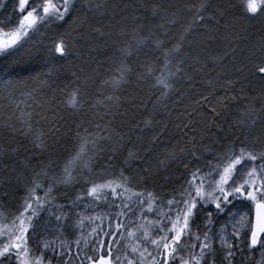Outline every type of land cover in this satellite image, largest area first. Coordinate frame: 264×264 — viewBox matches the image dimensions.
Instances as JSON below:
<instances>
[{
  "label": "snow or ice",
  "instance_id": "1",
  "mask_svg": "<svg viewBox=\"0 0 264 264\" xmlns=\"http://www.w3.org/2000/svg\"><path fill=\"white\" fill-rule=\"evenodd\" d=\"M32 3L33 0H18L14 4L16 9L23 12L19 15L16 27L10 28L9 20H0V59L4 61L0 64V83L4 86L25 85L29 81L46 85L49 76L57 70L55 61L62 59L69 51V35L53 32L50 37L40 33L39 41L33 42L24 55H17V50L42 24L47 22L56 25L57 21L62 24L76 7L74 0H42L36 2L34 7ZM4 6L7 7L6 4ZM151 7L154 12L164 14L163 23L174 24L177 21V13H168L159 3H153ZM241 7L246 15H260L264 13V0H241ZM187 8L195 11L188 22L182 25L171 47H164V41L160 39L152 42V51H159L163 57V62L158 65L159 71L155 60L139 65L142 70L137 73V78H151V86L162 89L161 97L174 88V78L183 70V61L178 57L194 25L204 19L202 13L206 9V0H201L199 4L189 3ZM103 10L104 5L98 0H87L86 15L74 17L72 23L75 25L78 19L80 24L77 26L84 27L89 15L99 14ZM91 31L105 35L104 26L100 24ZM148 39L133 30L127 43L114 47L109 56L112 58L110 63L116 65V74L107 75L100 81L101 85H110L113 91L118 89L135 68L128 62L133 54L140 57L143 53L147 59L145 49ZM114 43L119 44V41ZM24 56L42 61L48 67L35 73L28 71L25 74L24 69L18 71L16 66L24 62ZM259 64L258 72L264 76V50L260 52ZM252 66L255 70L256 64ZM41 75L45 76L44 80L39 79ZM88 79L84 77L85 82ZM233 83L235 81L229 80L221 85L226 95L218 96L214 103L208 102L209 93L200 97L201 101L208 104L212 116L218 117L217 106L226 109L230 100L238 98L229 90ZM84 94L77 83L65 98V103L74 109L79 108L84 102ZM104 99L99 98L97 103H103ZM106 99L119 101L120 98L110 94ZM135 108L136 105H133ZM261 109H264V104ZM255 111L254 106L242 110L244 118L239 123L251 126L255 122ZM32 115L29 108L27 113L19 114V119L22 121V135L31 134L33 152L42 155L47 150L52 155L58 149L63 151L57 136L64 127L62 118L55 112L46 111L48 127L45 132L39 130V121L43 118L37 114L38 130L33 133ZM183 115L188 116V113ZM155 116V111L149 110L141 120L132 123L133 116L129 120L131 126L127 127V138L123 131L118 130V126L113 127L111 120L104 122L102 127L100 124L92 125L91 132L86 123L83 129L77 123V131L73 136L77 143L73 145V150L62 162L59 156L48 159L43 167L32 174L31 182L24 185L18 211L13 214L0 207V264H52L53 259L63 260L64 264H246L257 248L260 259L256 264H264V145L240 141L237 147L234 141L214 158L215 162L204 160L205 154H210L207 147L200 150L193 143L183 145L178 141H170L167 137L174 130L169 128L167 121L158 124ZM5 124L14 132L20 130L13 124ZM207 124L212 126L213 120L208 118ZM215 127L220 129L221 126L216 124ZM177 129L186 140L194 139V136L188 135L193 131L189 124H184L182 128L177 125ZM137 130L152 134L147 141H142L139 148L128 145L123 162L131 165L155 153V163L146 162L148 168L158 166L167 170L174 163L184 179L170 192L157 195L140 184H133L124 167L119 171L109 170L111 165L96 168L99 156L105 154L104 149L99 147L102 142L111 143L108 151L112 155L108 159L113 160L122 152L126 139L132 140L131 134ZM136 138L142 140L139 134ZM11 151L19 155L16 149ZM31 159L32 154L28 159L19 156L26 167ZM53 168H58V175L49 174ZM20 175L17 173V180ZM147 179L145 177V183ZM77 183L86 185V191L81 190L72 200L58 204L54 195L56 185L74 187ZM164 196H167L166 200ZM81 201L90 203H85L84 209H81L78 207ZM236 201H240L244 211L236 208ZM101 204L106 207H100ZM89 207L95 211L85 215ZM74 216L78 218L73 220ZM221 216L226 219L224 223L218 224ZM52 217H55V223ZM88 224L91 226L87 227L85 234L83 229ZM77 228L81 231L76 232L75 253L67 240H60L57 245L58 237L66 231L71 234ZM51 232L56 235H50ZM104 250L107 254H104ZM245 251L247 256H244Z\"/></svg>",
  "mask_w": 264,
  "mask_h": 264
},
{
  "label": "bare ground",
  "instance_id": "2",
  "mask_svg": "<svg viewBox=\"0 0 264 264\" xmlns=\"http://www.w3.org/2000/svg\"><path fill=\"white\" fill-rule=\"evenodd\" d=\"M102 3H109L108 9L109 14L107 15V12L103 13L107 16H94V14L89 15V19L87 23H90V26H94L97 24H105L109 20L112 22L118 21V16L116 13L119 14V16L123 15L124 24H129L133 26L128 32L132 33L133 30L136 29V25L139 21V23H144L146 26H148L149 23L155 22L154 20H161V16L157 14H151L152 7L151 5L153 3H159L162 4L165 8L168 10L173 9L174 2L173 0H145L146 4L148 5L146 9H143L139 4L138 6H135L134 4H127V0H101ZM209 0H206V3H208ZM83 2H87L86 0H81L80 5L75 8V10L71 14V19L74 17H80L85 16V5ZM201 0H187V3L191 4H199ZM236 5V9L233 11L234 15L233 17L227 18L226 15H221L220 17H216L215 14H217V10L215 9V4H208L206 5L205 13H208L207 16L203 19V28L196 29L195 33L198 34L201 38L205 35L212 36V41L215 46L211 45H204V48H209L212 50V53H204L203 56L207 57L213 54V57H216L215 62H219L218 69H223L221 72H219L217 75L219 77V86L223 85L226 81L232 80L235 81L232 85L229 86L230 91H234L235 96L238 98L235 100H230L228 102V107L226 109H223L221 106V109L225 111V114L227 113L229 115L226 119L234 118L235 124L234 125H241L239 121L244 118V113L242 110L250 109L249 106H251V103H256L257 100H264V76H261L258 72V68L260 66L259 59H260V52L264 50V18H250L246 16L242 9L241 4L237 3V0L234 1ZM211 13V15H209ZM214 14V15H213ZM167 18V17H166ZM229 19V20H228ZM73 21V20H71ZM71 21L69 19L66 20L63 25L66 27L67 25H70ZM78 21V19H77ZM92 21V22H91ZM120 22V21H118ZM73 24V23H72ZM77 24V23H76ZM165 27H168V24L163 23ZM78 25V24H77ZM72 26V25H71ZM87 26V25H86ZM128 26V25H127ZM63 27V28H64ZM57 28V27H56ZM59 27L57 29L51 30L50 35L53 34V32H56L59 34L60 32H64L65 34L69 35L70 38V46H69V53L70 55L61 63H55L57 65V70L54 74H51L49 76V82L46 85L37 84L36 82L29 81L25 85H19L24 86L25 91L27 93H30L28 95H25V99L27 100L28 104L32 105L33 111L35 116L39 114L43 119L39 121V130H45L43 127H47L48 124L46 123L47 116L46 113L40 112L35 110L37 107H42V104L44 105V109L48 112H55L58 117H61L62 119H70L74 123L77 121L78 117L82 119L83 121V127L85 123L88 125V131H93L92 125L99 124L101 122V119L106 118L107 120H111L112 124H115L116 126H119L123 128L124 130H127V127H130L129 120L134 116V119H131L132 123H135L136 121L141 120V114H139L140 110L144 106L145 102L142 103V99L137 101L135 99H123L120 97L119 101L115 100H108L106 99L109 95L107 94L106 88L102 91V94L99 95L95 91L96 85L100 80H102L103 74L104 79L107 75H109V71L107 69L105 70V67H103L104 62L106 58L109 55V51L114 47L111 46L112 37L103 35L101 36L98 33L91 32L92 39H90L88 42H90L88 45H85V40L89 37V35L86 36V34L81 33L80 35L77 34V30L68 29ZM49 31V30H48ZM145 35L149 37V43L153 44V39L150 37V33L148 32L149 29L146 28ZM197 31V32H196ZM115 35H118V38L121 40H127L128 35L126 33L122 32H116ZM86 36V37H84ZM175 36V37H174ZM173 35L169 36V40H167V44L172 45L173 42H175V39L178 37L177 33H174ZM72 37H75V40H72ZM223 39L227 45L231 48L234 46H238V52L236 54H221L217 55V51L221 50L219 47L220 41L219 39ZM148 43V41H147ZM147 51V58L151 55V57H157V58H163L162 55L159 54V51H152V47H149ZM97 44V45H96ZM98 44H101L103 46H99ZM106 44L109 45V47H106ZM107 45V46H108ZM217 45V46H216ZM90 46V47H89ZM89 47V48H88ZM83 48V49H82ZM84 51L83 55L81 52ZM200 50V49H196ZM86 54V55H85ZM141 57L145 59L144 54H141ZM244 57V58H243ZM84 58V59H83ZM110 58V56H109ZM24 59H28L27 56H24ZM30 60V59H28ZM244 60L247 62L248 65L251 66V70H246L244 65ZM203 65L201 66L202 69H204L205 65H211V61H208L207 63L202 62ZM253 63L256 64L255 70L253 69ZM190 65L191 69L193 68V65L188 63ZM19 65V64H18ZM17 65V66H18ZM243 66V67H242ZM29 68L25 67L24 70L25 74L28 71H31L32 73L35 72H42L44 69L48 67L46 63H43L42 61H36L32 60L29 63ZM197 73L200 74L201 71L197 68ZM196 72V71H195ZM84 77H88L89 79L87 82H85ZM137 79L135 73H131L127 80L122 82L126 87H129L131 84V81L133 79ZM40 80H44L45 76L41 75L39 77ZM103 79V80H104ZM185 80H182L181 82H184ZM79 83L82 87V90L85 92L83 99V104L79 108H72L70 105H67L65 103V98L69 95L72 88L75 87ZM1 85L4 86L2 83H0V140L2 141L1 146H5L8 142L15 141L13 138V135L11 133L10 128L4 124V122H7V124H13V126L19 127L20 121L17 120V116H19L20 112L11 110L9 108V103H4V97L1 95ZM135 83L131 85V88L134 87ZM107 86V85H105ZM43 87V89H42ZM57 87H59V91L56 93L54 91L50 92L48 90H54ZM125 87V88H126ZM130 88V89H131ZM222 88V89H221ZM219 88L217 91L213 92V95H221L225 93V90L223 87ZM123 89V87H122ZM134 89V88H133ZM132 89V90H133ZM250 89V91H246ZM62 90V91H61ZM54 92V93H53ZM241 92L243 94H241ZM90 93H92L90 97ZM174 93V92H173ZM254 93L253 95H251ZM180 94H182V88L177 89V91L174 93L173 96L170 97L169 103L165 104H159L158 102H154L151 100H148L144 106L149 110H154L156 113V110L158 109V114H162V123L164 124L165 121L168 122V126L170 129H173L174 134L169 133L168 139L170 141H178L179 143L182 142H189L193 143L196 146L198 143L195 141H188L184 137L180 135L179 130L174 127V124L178 123V116L177 109L179 110L180 101L187 100L189 98H180ZM189 94V91H188ZM19 96V95H18ZM10 98H13V103H15L16 94L12 93V96ZM99 98H105L103 103H97V100ZM177 98H180L178 102L175 103L174 101L177 100ZM198 98V96L196 97ZM210 99V98H209ZM208 99V100H209ZM91 100V101H90ZM108 102V104H107ZM199 107H201V101L198 99ZM133 105H136V108L129 112L130 108L133 109ZM108 108V112L104 113L103 108ZM177 107V108H176ZM206 110H209L210 108H205ZM102 110V111H101ZM120 110H122L120 112ZM101 111V112H100ZM113 112V113H112ZM110 114V115H109ZM256 111L254 112L255 117ZM5 117V119H4ZM219 118V117H218ZM7 120V121H6ZM69 120V121H70ZM78 122V121H77ZM76 122V124H77ZM126 122V124H124ZM161 122V121H160ZM195 123V122H194ZM193 123V124H194ZM198 126V122H196ZM227 123V122H226ZM185 124H189V127L192 129V122H186ZM246 125V129H244V133H249L251 130L250 128L253 127V124L251 126ZM130 125V126H128ZM43 126V127H42ZM215 124H212L211 127H214ZM210 127V128H211ZM34 128L37 129V119L35 120ZM182 128V127H181ZM5 133V135H4ZM21 132L18 135V138H22ZM137 133L145 138L149 137L150 132H140V130L137 131ZM193 131H190L188 133L189 136H193ZM72 136V134H71ZM69 144L74 145V141L70 140ZM130 145V144H129ZM170 146V145H169ZM128 148V147H127ZM19 155H16L12 153V151H9L8 154L4 155V158H13L16 160L17 164L20 165L22 162L19 160V156H22L20 152H17ZM10 162V159L7 161ZM146 158L144 157L143 160L136 161L132 166V172L134 174V178H138L139 181H141L146 187H149L150 189L160 191L163 190L166 185L162 184V182H158L154 180L151 182L150 179L155 177L161 176L160 169L156 168H148L146 166ZM146 166V169L144 168ZM168 173L162 176L160 179H165L166 177H170L175 181V183H178V180L174 178L175 175H179L181 171L177 172L176 166L170 165L168 167ZM150 174V175H149ZM172 176V177H171ZM145 177H148L147 182L145 183Z\"/></svg>",
  "mask_w": 264,
  "mask_h": 264
},
{
  "label": "trees",
  "instance_id": "3",
  "mask_svg": "<svg viewBox=\"0 0 264 264\" xmlns=\"http://www.w3.org/2000/svg\"><path fill=\"white\" fill-rule=\"evenodd\" d=\"M87 1V0H86ZM129 2H127V4H134L135 6H138L137 4L140 5L141 3V7L143 9L147 8V4H143L142 1L143 0H136V3H134L135 0H127ZM235 1V0H233ZM98 2L102 3L101 0H98ZM140 2V3H139ZM240 0H237V3L240 4ZM84 5H86L87 2H83ZM219 3V4H218ZM104 5V10L103 11H99V13H105L107 12V14H109V9H108V4L109 3H102ZM208 4H215V9L217 10V14H215L216 17H220L222 14L226 15L227 18L233 17L234 15V7H233V2H230L228 0H209L208 3H206V5ZM161 8H164L168 13H172L175 12L177 13V21L174 24H168V27H165L163 24V21H159L158 20H154L155 22L149 23L148 26H146L144 23H137L136 25V29L135 32L138 33L140 36H146L145 35V30L146 28L149 29V33H150V37H152L153 40L155 39H160L164 41V47H170L169 44H167V40H169V36L173 35L174 33H177V35H179L180 31L182 30V25L186 24L188 22V20L190 19V17L192 16V13H189L188 15L185 16H181L179 15V12L182 11L181 8H178L177 6H174L173 9H167L164 6H162V4H159ZM226 5H230V9L229 11L226 8ZM233 7V10H231ZM242 9V7H241ZM194 11V9L192 10ZM205 11H207L205 9ZM205 11L202 13V16L205 18L207 16L208 13H205ZM243 11V10H242ZM99 14V15H100ZM151 14H157L160 15L161 17L164 15L161 12H154L153 10L151 11ZM116 15L118 16V21L112 22V21H108L105 24H102L104 26V33L106 36H111L112 37V41H111V46H114L116 48H118L120 46V44H124L128 42L129 37H131L133 35L132 33H129L128 31L133 28V26L129 25V24H124V19H123V15L119 16L118 13H116ZM214 15V14H213ZM246 15V14H245ZM250 18H259L262 17V14L260 15H255V16H249L246 15ZM263 18V17H262ZM166 19V17H165ZM67 20V19H66ZM162 20V18H161ZM66 22V21H65ZM92 22V21H91ZM76 23L79 25L80 21L76 20ZM203 20L199 23H197L196 25H194L191 35L188 37V41L185 42V46H184V50L181 52L180 57H178L179 59H182L183 61V70L180 74H178L175 78H174V88L171 89L169 91V93L164 96L161 97V91L162 89H156L153 88L151 85L153 83V80L151 78L147 79V80H140V79H133L131 81V84L129 85V87H126L123 83L120 84L119 88L116 89L115 91L112 90L110 85H103L106 88L107 94L106 95H114L116 97H122V100L128 99H135L137 101L142 99V103H144L145 101L147 102L148 100L154 101V102H158L159 104H165L166 102L169 103L170 97L174 95V93L177 91V89L182 88V94H180V98H189L186 101L182 100L180 101V106H179V110L177 109V116H178V123L174 124L175 129L177 128V125H180V127H183V125L186 122H192L193 126H192V130H193V136L194 139L192 141H195V143L197 142L198 145L196 146L197 149L203 150L204 147H207L210 150V154H205L204 156V160H213L214 158L221 152L224 151L225 147H230L232 145V143L234 141H236V146L239 147V142L243 141L244 143L247 144H251L252 141H258V142H264V135H260L257 132H254L252 128H250V132L249 133H244V129H246V125L242 124L241 125H234L235 124V119L234 118H229L231 120L226 119L225 122V118H228L229 115L226 113L225 111H223V109H221L220 106H217V112H218V117L217 116H212L211 114V110H206L205 108L208 107V104L205 102H202L201 107H199V102L198 99H200V97L204 96L206 93H209L210 95H208L207 100L209 103H214L216 101V98L218 97L217 95H213V92L217 91L219 88H221L219 86V77H218V73L221 72L223 69H218L219 66V62H215L216 57H213V54H211L210 56L204 57L203 54L204 53H212V50H210L209 48H204V45H211V46H215L213 43H211L212 41H217V40H213L212 36L210 35H205L202 36L201 38L199 37V35L193 34L195 33V30L200 29L203 26ZM77 24H73L72 26H70L73 30H77V34H81L84 33L87 35H89V37L85 40V45H88L90 42H88L90 39H92V35H91V29L95 28L97 25L94 26H90V23H86V25L84 27H78ZM128 25V26H127ZM66 27H69V25H67ZM134 29V28H133ZM116 32H122V33H126L129 37L127 40H121L120 38H118V35H115L114 33ZM197 32V31H196ZM84 36V37H86ZM49 37V36H48ZM92 37V38H91ZM175 37V36H174ZM41 39L40 35H32L30 37V39L28 40V43L26 45H24V47L22 49H18L17 50V55H24L25 50H27L29 48V46L36 41H39ZM115 41H119V44H115ZM218 41H220V43L222 42V44H219V48L221 50L217 51V55H227V50L228 48H230L227 43L223 40V39H219ZM149 43V40H148ZM147 43V44H148ZM97 45V44H96ZM99 46H103L101 44H98ZM106 44V47H109V45ZM217 46V45H216ZM90 47V46H89ZM88 47V48H89ZM113 47V48H114ZM149 47H154L153 44H151V42L149 43ZM25 48V49H24ZM112 48V49H113ZM148 48V47H147ZM200 49V50H196V49ZM83 49V48H82ZM112 49L109 51L111 52ZM22 50V51H21ZM85 50H83L81 52V54L83 55ZM145 51H147V49H145ZM70 55L69 51L68 53L62 58L59 59L57 61H55V63H61L64 60H66V58ZM86 55V54H85ZM84 59V58H83ZM111 57L106 58L103 67H105V70L107 69V71H109V74L115 75V63H110L111 61ZM151 60H155L156 64H157V71H159V67L158 65L161 64L163 62V58H155V57H151V55L149 56V58L144 59L143 57H136L133 54V57L130 61H128L130 64L135 65V68L133 69V71L131 73H135L136 77H137V73L140 72L142 69L140 68V64H147L148 61ZM32 60H28V59H24V62L19 64L17 67V70L19 71L20 69H24L25 67L29 68V63ZM208 61H211V65H205L206 66L204 69L201 68V66L203 65L202 62L207 63ZM4 61L2 59H0V64H3ZM192 64L194 69L190 68V65L188 64ZM246 67V66H245ZM199 69L200 74L197 73L196 69ZM27 70V69H26ZM25 70V71H26ZM196 71V72H195ZM104 79V74L102 77V80ZM182 80H185L184 82H181ZM101 81V80H100ZM100 81L98 82V84L96 85L95 91L97 92V94L99 95L100 93L102 94V91L105 90L104 87H102ZM209 81H211L212 83H209ZM37 83V82H36ZM133 83H135L134 87L131 88V85H133ZM40 84V83H37ZM43 85V84H42ZM123 87V89H122ZM126 87V88H125ZM131 88V89H130ZM134 88V89H133ZM43 89V87H42ZM49 89V88H48ZM45 89L47 91L52 92L53 90H48ZM59 87L56 88V91L54 92H58L59 91ZM133 89V90H132ZM222 89V88H221ZM189 91V94H188ZM248 91V90H247ZM53 92V93H54ZM174 92V93H173ZM12 93L16 94V99H15V103H13V98H10V96H12ZM22 93H27L25 91L24 86H19V85H8V86H2L1 85V95L4 97V103H9V108L11 110H15V111H19L27 113L29 108H31L32 110V124H33V133L36 132V129L34 128V124H35V120H36V116L34 114V109L32 107V105L28 104L27 100L25 99V95H22ZM251 93V91H250ZM254 93H252L251 95H253ZM19 95V96H18ZM90 97L92 95V93L89 94ZM221 95H226V92L224 94ZM219 95V96H221ZM233 95L235 96V93L233 91ZM198 96V98H196ZM180 98H177V100L174 101L175 106L176 103L178 102V100ZM17 101L19 102L17 104ZM91 101V100H90ZM116 101V100H115ZM145 102V104H146ZM108 104V102H107ZM144 104V106H145ZM144 106L142 107V109L140 110L139 114H141L142 116L147 114V112L149 111V109H147L146 107L144 108ZM109 108V106H108ZM108 108L107 106L103 108V112L107 113L108 112ZM177 108V107H176ZM249 108H251V106H249ZM35 110L40 111V112H44L46 113V110L44 109V105L42 104V107H37ZM134 109L130 108L129 112L132 111ZM248 110V109H245ZM102 111V110H101ZM100 111V112H101ZM122 110H120L121 112ZM187 112L188 116H184L183 114ZM113 113V112H112ZM1 115V114H0ZM141 116V117H142ZM211 118L213 120V124H220V129H217L215 126L211 127L208 126L207 124V119ZM5 119V117H4ZM155 121L158 124H163L162 123V114H158V109L156 110V116L154 117ZM17 120L20 121V125L22 123V121L19 119V116H17ZM70 119H62L61 123L64 124V127L57 133V136L60 138L59 139V145H60V149H63V151H60L59 149L53 153L52 155H49V153L47 152V150H45L43 152L42 155L36 154L35 152H33L32 149V144H31V134L25 136L23 135L22 138H18V135L23 132V128L22 127H17L20 130L18 132H14L11 129V133L13 135V138L15 139V141H11L8 142L7 140H5L8 144L5 146H1L2 141L0 140V207H2L3 209L11 212V213H15L16 211H18V204L22 201L23 198V188L24 185L26 183H30L31 182V177L32 174L37 172L41 167H43L48 159H55L56 156L60 157V161L62 162V160L68 155L69 151L73 150V145L69 144L70 140L74 141V144L77 143L76 140L73 139L74 134L76 133L77 129L75 127L76 122L80 123V127L81 129H83V121L81 118L78 117L77 121L74 123L73 121H69ZM7 121V120H6ZM109 120H107L106 118L101 119V122L99 123L101 125V127L103 126L104 122H107ZM161 121V122H160ZM198 122V126L196 127ZM5 124V122H4ZM12 124V123H11ZM126 124V122L124 123ZM113 127H117L115 124H112ZM130 126V125H128ZM16 127V126H14ZM43 127V126H42ZM48 127V126H47ZM47 127H43L45 130V132L47 131ZM211 127V128H210ZM118 130L119 131H123L125 133V137L127 138V136L129 135L127 130H124L123 128L118 126ZM90 131V130H89ZM138 131V130H137ZM171 134H174V132H170ZM72 134V136H71ZM152 133H149V136ZM5 135V133H4ZM138 133L134 132L131 134L132 136V140H127L126 139V145L123 148L122 152L115 157L113 160H109L108 157L111 156V152L108 151V149L111 148V143L110 142H102L99 147L104 149V153L103 155H100L98 160L96 161V168H103L106 165H111V168L109 170H115V171H119V169L121 167H124L126 170V174L130 175L132 178V183L133 184H140L142 187H146L141 181H139L138 178H134V174L132 172V166L133 164L138 161H134L131 165H128L126 163H124V156L127 154L128 151V145H132L133 147H137L139 148L142 141H147L148 137L145 138L143 136L142 140H138L137 137ZM171 136L168 135L167 138H169ZM223 138L222 140L220 138ZM51 139V137H50ZM180 144L183 145H187L189 144V142L187 143L182 142ZM144 146L146 147L147 144L145 143ZM12 149H16L17 152H20V154H22V156L25 159L29 158V155L32 154V159L30 161V164L26 167L25 165H23V163H21L20 165H16L17 162L16 160L13 158V156L11 158H4L5 154H8L9 151H11ZM155 157V153H152L151 156L145 157L146 161L151 162V163H155L154 160ZM10 159V162H7ZM173 166H176L174 163L170 164ZM169 165V166H170ZM144 168L146 169V166H144ZM154 168H158L161 171V176L160 177H155L153 176L151 180V182H153L155 179L158 182H162V184H165L166 187L163 190L160 191H156L153 189L148 188L149 190H153L157 195H162L165 191H171L172 188L174 187H178L179 184L183 181L184 179V175L182 174V172H179V170L177 172L181 173L179 175H175L174 178L178 180V183H175V181L173 179H171L170 177H166L164 180L160 179L162 176H164L165 174H169L168 170H165L164 168L161 167H154ZM17 173H20V179L17 180ZM52 173H56L57 175L59 174L58 172V168H53L50 169V175ZM172 177V176H171ZM155 180V181H156ZM78 185H82V184H78ZM83 188L81 190L86 191V185H82ZM79 187L77 185H75L74 187L71 185H63V184H57L55 187V191H54V195L56 196V202L58 204H63L65 202V200H72L73 197H75L77 195V193L81 190H78ZM163 199H167V196H164ZM85 203H90L89 201H81L78 204V207L81 209H84V205ZM100 207H106L104 204H101ZM73 211H75V209H73ZM93 211H95L93 208L89 207L86 211H85V215H88L90 213H92ZM99 214V213H97ZM96 223H100L99 220L96 221ZM91 226V225H90ZM51 235H56L55 232H51ZM76 236L69 234L67 231L64 232V234L60 237H58L57 240V245L59 246V241L60 240H67L68 242H70V244H76L74 242H72V238L74 239ZM81 244H83V241L80 242ZM68 245H65V248L67 249ZM76 247L71 245V250L73 253L76 252ZM49 251H51V249H49ZM104 254H107L106 250H104ZM78 259V257H77ZM52 264H64L63 260H59L57 261L56 259L52 260Z\"/></svg>",
  "mask_w": 264,
  "mask_h": 264
},
{
  "label": "rangeland",
  "instance_id": "4",
  "mask_svg": "<svg viewBox=\"0 0 264 264\" xmlns=\"http://www.w3.org/2000/svg\"><path fill=\"white\" fill-rule=\"evenodd\" d=\"M80 1L81 0H74V3H75V5H76V7H78L79 5H80ZM228 1H230V2H233V7H234V9L236 8V5H235V2L233 1V0H228ZM241 1V0H240ZM36 2H42V0H33V3H32V5L31 6H35V3ZM172 2H174V6H177L178 8H181V10L182 11H180L179 12V15H180V17L182 16H185V15H188L189 13H191V12H193L192 10L193 9H188L187 8V5H188V3H187V0H173ZM16 3H18V0H2V2L0 3V20H9V21H11V23L9 24V27L10 28H14V27H16L17 25H18V23H19V15H22L23 14V12L22 11H20L19 9H16L15 7H14V4H16ZM108 3V2H107ZM134 3H136V0L134 1ZM140 3V2H139ZM142 3L143 4H145L146 2H145V0H143L142 1ZM7 5V7H5L4 5ZM219 4V3H218ZM240 4H241V2H240ZM140 5H141V3H140ZM75 7V8H76ZM233 7H232V9L231 10H233ZM75 8L73 9V11L75 10ZM226 8H227V10L229 11V9H230V5H226ZM194 11H195V9H194ZM244 13V12H243ZM100 14V13H99ZM99 14H94V16H99ZM262 14V17L264 18V13H261ZM108 15V14H107ZM107 15H105V14H103V13H101L100 14V16H107ZM71 15H69L68 16V18L67 19H69V21H71V20H73V19H71V17H70ZM255 19H256V17H255ZM229 20V19H228ZM65 21H66V19L63 21V23L62 24H60L58 21L56 22V25H51V24H48L47 22H45L44 24H42V26L39 28V30L36 32V33H34L33 35H36V34H39L40 35V33H45L46 34V36H49L50 35V31H48L49 29H51V30H53V28L54 29H57V28H59V27H64L63 25H65L64 23H65ZM58 25V26H57ZM71 25H73L72 24V21H71V23H70V25H69V28L68 29H70L71 27ZM0 26H2V25H0ZM205 26V25H204ZM203 26V27H204ZM57 27V28H56ZM203 27H201V29L203 28ZM61 28V29H62ZM64 28H67V27H64ZM64 28H63V30H64ZM72 28H74V27H72ZM71 28V29H72ZM75 29V28H74ZM50 37V36H49ZM28 43V41L24 44V45H26ZM24 45L22 46V48L24 47ZM238 46H234L233 48H228V50H227V54H229V55H231V54H236V53H239L238 52V48H237ZM22 48H20V49H22ZM25 49V48H24ZM231 49V51H229ZM22 51V50H21ZM244 58V57H243ZM244 65L246 66L245 68H246V70L248 69V70H251L252 68H251V66L250 65H248L247 64V62L244 60ZM247 91V90H246ZM248 91H251L250 89H248ZM262 104H264V100H257L256 101V103H251V108L254 106L255 107V109L257 110L256 111V114H255V122H254V124H253V131L254 132H257V133H259L260 135H262V133H264V109H261V105ZM251 144H255V145H264V142H258L257 140L256 141H252L251 142ZM79 183H77L76 185L79 187V189L78 190H81L82 188H83V186L82 185H78ZM235 206H236V208L239 210V211H244L245 209L244 208H242L241 207V203H240V201H236L235 202ZM76 218H78V217H73V220H75ZM225 219H226V217L225 216H221L220 217V219H219V221H218V224L219 223H224V221H225ZM52 221H53V223H55V217H52ZM87 227H88V225H86V227L83 229V231L85 232V234L87 233ZM230 232H231V227H229V229H228ZM77 231H81V229H79V228H77L75 231H73L71 234L72 235H75L76 236V232ZM50 235H51V233H50ZM75 240H76V237L73 239L72 238V242H74L75 243ZM72 246H75L76 244H71ZM248 254H247V252L245 251L244 252V256H247ZM242 259V258H241ZM258 259H260V256H259V249L257 248L256 249V251H254L253 253H252V255L250 256V257H248V260H247V262H246V264H256V262H257V260Z\"/></svg>",
  "mask_w": 264,
  "mask_h": 264
}]
</instances>
